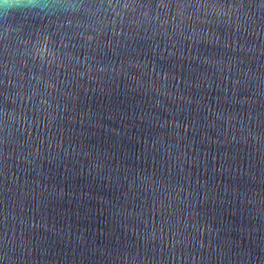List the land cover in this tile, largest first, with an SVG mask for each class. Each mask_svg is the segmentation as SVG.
Here are the masks:
<instances>
[{
	"label": "water",
	"instance_id": "water-1",
	"mask_svg": "<svg viewBox=\"0 0 264 264\" xmlns=\"http://www.w3.org/2000/svg\"><path fill=\"white\" fill-rule=\"evenodd\" d=\"M0 12V264H264V0Z\"/></svg>",
	"mask_w": 264,
	"mask_h": 264
},
{
	"label": "clouds",
	"instance_id": "clouds-1",
	"mask_svg": "<svg viewBox=\"0 0 264 264\" xmlns=\"http://www.w3.org/2000/svg\"><path fill=\"white\" fill-rule=\"evenodd\" d=\"M48 8L45 0H0V12L4 16L16 13L39 12Z\"/></svg>",
	"mask_w": 264,
	"mask_h": 264
}]
</instances>
